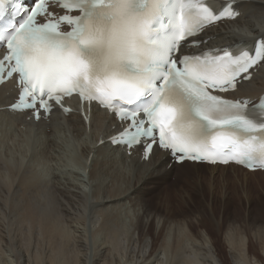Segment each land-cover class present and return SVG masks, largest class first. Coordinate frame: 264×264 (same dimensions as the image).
Here are the masks:
<instances>
[{
    "label": "bare ground",
    "instance_id": "6f19581e",
    "mask_svg": "<svg viewBox=\"0 0 264 264\" xmlns=\"http://www.w3.org/2000/svg\"><path fill=\"white\" fill-rule=\"evenodd\" d=\"M235 8L239 18L208 30L200 48L253 42L264 33V0H238ZM263 90L261 63L232 95ZM15 94L12 83L0 86V264H264V201L242 209L227 190L237 174L252 180L264 171L175 164L157 149L144 161L140 148L127 154L108 144L119 124L104 111L92 107L84 122L56 108L34 121L5 109ZM74 140L75 163H88L89 191L78 176L81 183L49 173L46 179L36 168L63 160ZM28 150L33 160L21 166L16 153Z\"/></svg>",
    "mask_w": 264,
    "mask_h": 264
},
{
    "label": "snow or ice",
    "instance_id": "6c2138e0",
    "mask_svg": "<svg viewBox=\"0 0 264 264\" xmlns=\"http://www.w3.org/2000/svg\"><path fill=\"white\" fill-rule=\"evenodd\" d=\"M55 3L65 14L51 0H33L31 7L0 0V48L7 49L0 80L5 72L18 77L14 110H31L40 120L79 93L128 122L113 143L141 144L145 156L158 148L181 164L264 169V98L250 107L214 94L235 90L238 78L249 79V69L264 63V33L255 55L229 48L183 54L184 42L206 25L239 18L236 0L221 13L207 0Z\"/></svg>",
    "mask_w": 264,
    "mask_h": 264
},
{
    "label": "rangeland",
    "instance_id": "374dc122",
    "mask_svg": "<svg viewBox=\"0 0 264 264\" xmlns=\"http://www.w3.org/2000/svg\"><path fill=\"white\" fill-rule=\"evenodd\" d=\"M50 137L53 138V135H50ZM20 138L21 137H19V139ZM16 140H18V139H16ZM74 142H75V146L78 145V148L76 149L75 146L72 147V151H73L72 153H70V152L68 153V151H64V155L62 154L63 155L62 156L63 160L62 159L59 160V156H57L58 161H55V160L49 161V160H47L46 161L47 163L45 162L46 165L44 163L42 164L40 162L41 165H40V163L36 164V168L37 167L40 168V169L37 168V170L39 171L40 175H42L44 177L46 176L45 177L46 179H49V178H47V176H49V174L50 175L51 174L52 175L57 174L61 178L63 177L64 179L67 176V179H69V181L73 180L72 182L77 183L78 181L76 182V179H74V178H76L78 176V180L80 179L81 182L84 181V182H82L81 185L84 186L83 183H85L84 187L87 186V191H89V189H91V185H90L91 181H89V179L87 178L88 177L87 176L88 163H87V165H84L85 169L82 167V164L81 165H79V164L77 165L76 164L77 162L75 163V161H76V159H75L76 153L78 152V154L80 155V143L78 141L76 142L75 140H74ZM9 145H11L10 142H9ZM26 148L28 149V146ZM74 150H76L77 152L76 151L74 152ZM31 153H32L31 150L26 151L25 155L23 154V156H21L22 153L19 152V151L16 153L17 156H18L17 158L19 159V163H22L21 166L24 165L27 161L31 162V160H30V158L32 159ZM56 154L57 153H55V155ZM73 156H75V157H73ZM225 170L227 172H231L230 171L231 169H229V168L225 169ZM215 172L218 173V171L214 170V176H216ZM50 177L52 178L53 176H50ZM81 177L82 178L84 177L83 178L84 180L81 179ZM235 179L239 180L240 182L238 181V182L233 183L235 180L233 182H230L229 183L230 184L229 185L230 188L227 189V190H230V196L232 195V193H235V201H234V203L237 204L242 209H245L246 207H249V208H252V209H256V207L260 206L259 203L264 201V175L263 176L254 177V179L250 180L248 177H244L242 174H237V178H235ZM64 181H66V180H64ZM167 185H170L169 181L167 182ZM219 185H220L218 187L219 190L221 192L224 191L223 188L221 187L220 183H219ZM89 196H90V194H89ZM248 202H249V204H248ZM126 205L130 206V204L128 202L126 203ZM126 205H125V207H129V206H126ZM123 210H125V209H123ZM130 217L132 219H134L133 217H135V215L133 214V211H132V214H131ZM130 217L126 218V219L127 220L128 219L132 220ZM215 219L218 220L219 217L217 216ZM208 232H209L210 235L214 234L213 231L210 230V229H208ZM126 264H128V263H126Z\"/></svg>",
    "mask_w": 264,
    "mask_h": 264
}]
</instances>
